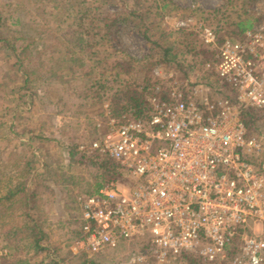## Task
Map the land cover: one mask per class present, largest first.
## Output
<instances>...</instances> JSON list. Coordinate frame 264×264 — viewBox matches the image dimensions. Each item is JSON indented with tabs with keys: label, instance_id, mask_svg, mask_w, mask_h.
I'll return each mask as SVG.
<instances>
[{
	"label": "rangeland",
	"instance_id": "rangeland-1",
	"mask_svg": "<svg viewBox=\"0 0 264 264\" xmlns=\"http://www.w3.org/2000/svg\"><path fill=\"white\" fill-rule=\"evenodd\" d=\"M138 1L0 0V171L5 183L34 155V175L44 185L34 215L41 217L44 250L34 253L29 241L21 243L16 257L23 262L133 264L137 242L93 256L76 249L79 198L95 192L103 170L82 164L79 152L72 158V150L116 117L111 102L120 87H141L150 77L151 108L154 99L170 97L175 81L186 88L198 81L215 85L206 63L216 45L238 38L240 24L264 20V0ZM133 8L147 13L140 33L134 24L105 27ZM208 29L217 35L215 46L206 42ZM122 59L133 62V72L116 66ZM148 62L154 63L150 74ZM250 135L260 144L256 160L264 164V119ZM8 254L0 235V261L8 262Z\"/></svg>",
	"mask_w": 264,
	"mask_h": 264
},
{
	"label": "built area",
	"instance_id": "built-area-1",
	"mask_svg": "<svg viewBox=\"0 0 264 264\" xmlns=\"http://www.w3.org/2000/svg\"><path fill=\"white\" fill-rule=\"evenodd\" d=\"M216 49L206 68L225 88L175 81L146 119L109 117L79 143L81 158H108L123 175L79 198L76 249L93 256L137 242L133 264H186V253L264 264V164L243 117L264 113V20Z\"/></svg>",
	"mask_w": 264,
	"mask_h": 264
},
{
	"label": "trees",
	"instance_id": "trees-1",
	"mask_svg": "<svg viewBox=\"0 0 264 264\" xmlns=\"http://www.w3.org/2000/svg\"><path fill=\"white\" fill-rule=\"evenodd\" d=\"M128 1L129 0H123L124 5ZM135 1L136 6L141 2L138 0ZM86 16L87 14L81 16L80 21H84ZM147 18V13L138 8H133L126 13L115 15L111 25H105V27L134 24L133 29H136L140 33L141 28L144 26V20ZM239 27V37H241V35H243L247 29L252 28L253 25L240 24ZM147 34L148 33H146L145 29L143 35L146 39L149 38L147 37ZM157 46L161 47L160 43H157ZM27 49L28 46H26L21 53L24 54ZM166 52H168V50ZM153 64H150V62L147 63L145 68L148 74L152 71ZM116 66L119 69L124 70L127 74L134 71L133 62L125 59L119 61ZM26 83H29V77L26 79ZM217 83H219V81L216 79V84ZM154 89L155 84L151 83L150 77H147L145 84L141 87L126 85L116 89L111 102L113 114L116 117L129 116L135 119H146L150 113L147 96L152 93ZM226 95L230 96L229 93H226ZM243 117L248 133L250 134V130L256 125V123L259 122V120L264 119V113L255 109H248L243 114ZM74 152L75 155L78 153V147L76 150L75 148L72 150V158L75 157ZM34 158L35 156L33 155V159L31 158V160L25 164L20 175H18L17 170L11 179L5 183V179L0 171V235L7 243V248L9 250L8 255L10 258L8 259L9 261L5 263L0 261V264H29L27 261L23 262L16 257L21 246L20 244L25 241L30 242V246L34 250V253L44 250V247H42V241L45 239V234L39 225L41 217L38 215V218H35L34 216L36 213L39 214V203L41 201L40 189H42L44 185H41V181L38 177L39 175H34L36 170ZM82 160V164L88 166L91 164L103 170L100 175H97L98 179H101V181L97 183L95 192L93 191L91 194L96 193L106 182H108V180L119 179L123 175L121 166L108 158L100 159V157H98L94 159L93 157H82ZM47 168H49L48 165L45 166V169ZM5 170L6 168H4V171ZM42 175L43 173L40 176L42 177ZM184 258L186 264L203 263V261L194 253H186ZM92 264L95 263L92 262Z\"/></svg>",
	"mask_w": 264,
	"mask_h": 264
}]
</instances>
